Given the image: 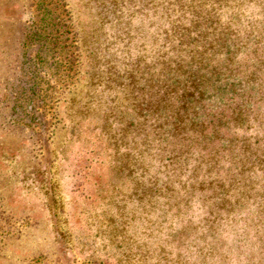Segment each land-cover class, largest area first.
I'll use <instances>...</instances> for the list:
<instances>
[{
  "label": "rangeland",
  "instance_id": "374dc122",
  "mask_svg": "<svg viewBox=\"0 0 264 264\" xmlns=\"http://www.w3.org/2000/svg\"><path fill=\"white\" fill-rule=\"evenodd\" d=\"M41 1L59 16L54 35ZM117 1L0 0V264H187L166 245L183 248L192 237L208 248L200 264H212L225 221L238 223L253 205L241 219L264 230V106L248 130L228 134L258 154L243 169L223 157L214 186L225 185L228 202L209 197L207 163L196 156L185 168L182 157L175 167L185 172L168 176L145 125L157 115H147L144 100L170 25L155 3ZM261 10L245 2L241 20L224 9L221 22L235 18L246 36L244 16L260 27ZM194 201L206 212L198 224ZM260 240L255 264H264Z\"/></svg>",
  "mask_w": 264,
  "mask_h": 264
},
{
  "label": "trees",
  "instance_id": "16d2710c",
  "mask_svg": "<svg viewBox=\"0 0 264 264\" xmlns=\"http://www.w3.org/2000/svg\"><path fill=\"white\" fill-rule=\"evenodd\" d=\"M58 1L64 7L63 0ZM146 2L147 6L155 3V8L163 9L162 18L165 17L170 28L163 38L159 73L156 79L145 83L148 93L144 109L147 115H157L158 122L147 120L145 125H150L147 128L153 130L159 141L164 154L161 164L168 168V176L175 169L178 171L171 176L181 174L183 166H175L182 157L186 162L196 156L200 165L207 163L205 175L210 177V182L205 188L209 197L228 202L225 185L214 186V182L222 178L218 166L223 157L231 155L230 169L237 165V159L241 169L246 163L253 167L258 157L247 138L241 143L243 148H239V138L228 134L238 128L248 130L249 122L255 120L257 111L264 106V0ZM245 2L259 4L262 17L258 20L259 27L254 25L258 18L244 16L250 24L248 31L247 27L244 29L247 35L243 36L241 30H234L233 24L235 18L241 20ZM113 4L114 7L121 5L117 0H113ZM40 5L45 7L41 19L54 35L59 29L56 26L61 23L59 16H54L55 11L47 8L43 1ZM224 9H231L235 17L226 24L221 22ZM64 11L68 16V10ZM69 21L70 16L61 27H69ZM249 55L250 62L243 61ZM261 161L260 165L264 163ZM186 165L187 162L184 168ZM261 169L264 171V167ZM149 185L153 193L156 182L149 181ZM189 188L195 193L198 187L191 183Z\"/></svg>",
  "mask_w": 264,
  "mask_h": 264
},
{
  "label": "clouds",
  "instance_id": "9594fccd",
  "mask_svg": "<svg viewBox=\"0 0 264 264\" xmlns=\"http://www.w3.org/2000/svg\"><path fill=\"white\" fill-rule=\"evenodd\" d=\"M255 212V207L250 205L249 209L241 212L235 219L238 223L225 221L220 229L219 239L222 247H219L218 255L209 258L212 264H255L262 251L260 236H264V230L258 226H251V221L245 222L241 217H247ZM206 215L205 209L198 201L192 204V220L198 224ZM173 257L179 252L183 255L187 264H200L202 252L206 253L208 248L205 242L196 237L190 238L185 247L177 248L175 245H166ZM250 258H253L250 261Z\"/></svg>",
  "mask_w": 264,
  "mask_h": 264
}]
</instances>
